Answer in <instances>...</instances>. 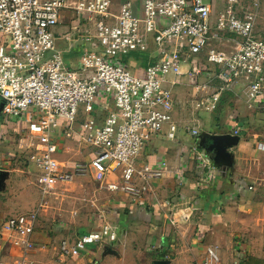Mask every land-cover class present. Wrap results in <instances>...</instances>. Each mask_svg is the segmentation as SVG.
Wrapping results in <instances>:
<instances>
[{
	"label": "built area",
	"instance_id": "built-area-1",
	"mask_svg": "<svg viewBox=\"0 0 264 264\" xmlns=\"http://www.w3.org/2000/svg\"><path fill=\"white\" fill-rule=\"evenodd\" d=\"M261 8L262 0H226L214 17V0H143L140 5L133 0L118 5L115 0H0L1 112L26 126L20 137L38 169L35 185L43 197L78 177H91L110 193L143 203L150 182L162 178L167 164L141 171L137 164L150 136L168 128L167 138L176 140L171 88L180 85L181 78L203 92L211 90L207 111L236 86L243 88L248 103H263L264 37L257 33ZM65 13L79 25L85 22V42L93 46L85 49L75 69L66 64L55 35ZM226 38L236 43L235 51L227 55L209 50L207 62L217 72L201 83L202 72L194 63H200L210 41ZM151 44L156 56H149L146 68L126 62L134 53L149 54ZM213 80L219 82L217 87ZM99 99L113 103L102 125L93 116ZM81 109L89 120L78 138L93 155L88 163L63 165L52 138L62 130L65 139H72ZM187 131L199 137L196 129ZM193 151L204 172L202 183H213L214 165ZM182 183L187 181L182 178ZM145 203V211L163 210L172 208L175 198ZM44 205L8 218L0 238L31 250ZM117 240L114 226L105 222L74 242L61 241L59 254L78 259L91 246Z\"/></svg>",
	"mask_w": 264,
	"mask_h": 264
},
{
	"label": "crops",
	"instance_id": "crops-1",
	"mask_svg": "<svg viewBox=\"0 0 264 264\" xmlns=\"http://www.w3.org/2000/svg\"><path fill=\"white\" fill-rule=\"evenodd\" d=\"M223 6V2L220 8L215 4L214 17ZM71 21V14L65 13L55 35L67 65L70 63L75 69L79 65V54L89 46L85 42L88 29L85 22L79 25ZM213 43L228 45L230 50H221ZM212 49L228 55L235 51L236 43L228 38L212 40L199 57L200 63H194L202 72L201 83L206 82V75L213 77L217 72V67L207 62L208 52ZM149 54L156 56L153 44ZM188 69L186 66L184 72ZM180 82L171 88L173 118L178 125L176 140L167 138L168 128L161 134L150 136L137 164L140 171L161 162L167 164L162 178L150 182L151 192L143 201L153 205L175 198V205L145 211L144 202L137 203L129 197L107 191V216H98L96 222L94 217L89 225L76 229L75 225H70L74 221L63 222L51 232L38 222L31 238L33 248L29 251L0 238V264H146L148 261L158 264L164 256L169 264H264V148H260V145L264 147V131L260 130L264 126V101L248 103L243 88L236 86L223 95L213 111H207L211 90L203 92L189 84L186 78H181ZM212 85L217 87L219 82L213 80ZM111 110V101L99 99L94 107L95 121L102 125ZM88 120V117L78 118L72 127V139H65L62 130L55 132L52 141L58 146L57 159L63 165H75L71 159L67 163L62 161L68 160L73 151L77 153L75 145L86 149L85 163L92 158V149L78 138ZM25 129L23 122L4 117L0 105L1 178L11 171L13 161L18 172L23 170L20 159L23 153L30 151L24 149L23 141L15 149L13 144ZM187 129H196L199 137L192 136ZM194 149L214 165L216 178L213 183H202L204 172L199 169ZM2 168H6L5 173ZM17 171L14 168L11 172ZM182 178L187 183L180 185ZM5 188L7 190V186ZM0 199L4 201L8 197L0 194ZM43 210L45 213L46 208ZM0 211V218H4L6 210ZM17 212L8 209L7 215ZM13 215L8 217L25 214ZM104 222L114 226L117 242L92 246L78 259L60 256L61 241L74 242L97 231Z\"/></svg>",
	"mask_w": 264,
	"mask_h": 264
},
{
	"label": "rangeland",
	"instance_id": "rangeland-1",
	"mask_svg": "<svg viewBox=\"0 0 264 264\" xmlns=\"http://www.w3.org/2000/svg\"><path fill=\"white\" fill-rule=\"evenodd\" d=\"M124 1H129V0H115V4L118 5ZM133 1L142 2L143 0H133ZM208 1L209 0H206V2ZM225 1L226 0H215L216 7L220 8L222 2L224 5ZM262 6H263L262 12H260V18L258 20L257 33L261 37H264V0H262ZM211 42L212 41H210V43ZM213 44L215 47L221 48V50H230L227 49L228 45L225 46V45H220L218 43H213ZM81 55L82 53L79 54V57H81ZM66 57L73 58L71 55H67ZM68 67L72 68L70 63L68 64ZM262 115L264 114L262 113ZM80 116L87 118V116L84 114L82 109L80 110L78 118ZM244 127H246V125H244ZM262 128L263 129L260 130L264 131V126ZM23 140L24 139L18 136L14 141L13 148L18 147ZM75 148H76L75 152L77 153L74 154L73 151L71 156L68 157V160H62L63 162L67 163L68 161H70L69 159H71V161L75 163L86 162L85 160L87 155L85 154L86 149L85 148L81 149L77 147V145H75ZM17 151L19 150L17 149ZM262 160H264V158H262ZM20 162L22 163L21 167L23 170L18 172L16 167H14V164L16 162L13 161L10 170L13 171V169L15 168V171L17 172L9 171L7 176L6 174H3V177L2 178L0 177L1 178L0 194L7 195L8 197V199H5L4 201L0 199V210L1 209L6 210L4 211V218H0V224H2V222L7 219L6 217L11 216L13 214H14L13 216H15L18 214H27L33 211H37L41 206V204H45L44 207L46 208V212L44 213V210L40 212V217L38 222L41 225H45L46 228L49 229V232L55 230L54 229L55 226L58 225L59 223L64 222L67 224L74 221L73 224L72 223L70 224L71 226L75 225L74 228L75 227L82 228L85 225H89L94 217H96L94 220V222H96L98 216H102V217H104V215L107 216V214L105 213L106 210L105 207H107L106 203L109 199L108 198L109 193L105 188H103V186L100 183H96L91 177H86V178L78 177L73 183L57 189V194H54L55 192L54 191L50 195H47L46 198H44L41 192L37 188H35L34 185L35 178L38 175V169L34 164L31 163L30 153L29 152L23 153ZM1 170H3L4 172L6 171V168H2ZM11 173H12V177H10ZM10 178L12 179L11 185H9ZM6 186H7V190L5 188ZM45 199L46 202H43ZM18 208L21 210H19ZM8 209L10 210L14 209L15 211L18 212L7 215ZM100 227L101 226H99L98 228ZM169 263L170 261L168 262L165 256L162 257L161 261L158 262V264H169ZM146 264H151V263L148 261L146 262Z\"/></svg>",
	"mask_w": 264,
	"mask_h": 264
},
{
	"label": "trees",
	"instance_id": "trees-1",
	"mask_svg": "<svg viewBox=\"0 0 264 264\" xmlns=\"http://www.w3.org/2000/svg\"><path fill=\"white\" fill-rule=\"evenodd\" d=\"M150 54L148 53H134L126 60L127 63H131L133 68L142 67L146 68L150 62Z\"/></svg>",
	"mask_w": 264,
	"mask_h": 264
},
{
	"label": "water",
	"instance_id": "water-1",
	"mask_svg": "<svg viewBox=\"0 0 264 264\" xmlns=\"http://www.w3.org/2000/svg\"><path fill=\"white\" fill-rule=\"evenodd\" d=\"M0 105H1V111H2V103H0Z\"/></svg>",
	"mask_w": 264,
	"mask_h": 264
}]
</instances>
